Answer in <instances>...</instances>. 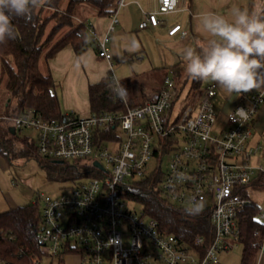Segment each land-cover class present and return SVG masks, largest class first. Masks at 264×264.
<instances>
[{
	"label": "built area",
	"instance_id": "2783aa9c",
	"mask_svg": "<svg viewBox=\"0 0 264 264\" xmlns=\"http://www.w3.org/2000/svg\"><path fill=\"white\" fill-rule=\"evenodd\" d=\"M184 2L159 0L155 11L144 13L139 28L159 27L161 17L178 12ZM124 5L125 0L117 1L104 37H96L90 28L99 57L111 64L108 78L116 87L121 82L108 44ZM179 33L187 35L179 23L167 30L170 37ZM178 88L174 79L166 77L163 87L144 104L128 106L126 112L88 117L70 112L56 119L30 108L4 117L16 131L36 132L42 156L92 167L72 184L70 192L39 197L43 217L39 240L48 264L55 259L57 264H219L222 253L240 244L238 215L253 202L242 190L255 174L249 158L260 151L250 148L249 142L264 94H242L220 122L215 104L219 89L213 82L197 101L184 100L180 108ZM123 101L128 105V92ZM238 108L248 110L247 114L235 115ZM170 152V166L164 172L161 161ZM153 158L157 166L148 171ZM158 170L163 172V195L171 201L189 207L202 202L210 207L214 239L203 254L199 248L188 249L177 235L164 231L155 218L126 199L124 188L130 181ZM258 218L264 221V212ZM204 240L198 236L195 244L202 246ZM263 251L264 243L254 264H264Z\"/></svg>",
	"mask_w": 264,
	"mask_h": 264
},
{
	"label": "trees",
	"instance_id": "16d2710c",
	"mask_svg": "<svg viewBox=\"0 0 264 264\" xmlns=\"http://www.w3.org/2000/svg\"><path fill=\"white\" fill-rule=\"evenodd\" d=\"M63 1L47 0V3L34 12L30 22L13 17L16 39L0 44V87L4 83V89L0 93L3 96V100H0V155L7 161L12 160L13 154H19L26 159L35 158L40 165L48 169L51 178L74 183L91 172L92 167L42 156L38 151L36 139L21 138L19 134L23 131L12 134L10 132L12 123L3 118L6 114L18 115L30 108L45 118H64L65 114L62 112L56 92L57 83L50 72H42L40 62L42 59L54 57L67 46L72 47L77 56H81L93 44L98 51L97 42L87 22L85 20L76 22L73 17L79 6L85 4L89 5L96 15L110 17L117 10L118 0H69L60 17L58 13L43 15L46 8L60 9ZM53 19L56 21L48 30V25ZM64 28H68L69 31L59 37V32ZM115 87L109 82L108 77L89 86L92 113L126 112L128 106L136 107L146 102L143 99L141 103L128 100L127 105L123 99L117 97L113 90ZM205 88L204 81L191 80L190 89L184 100L197 101ZM183 91L184 87L178 88L180 100ZM4 96L15 103H10L6 107ZM17 140L25 147L16 150ZM162 179L163 172L158 170L130 181L124 188L126 199L135 206H141L144 213L155 218L164 231L177 235L187 244L188 249L199 248L203 254L214 239L210 207L203 206L202 212L198 215L190 214L186 211L189 206L178 205L163 195ZM252 184L253 181L243 188L242 193L247 195V188ZM254 184L264 188V178H259ZM260 212L259 206L254 202L239 212L240 244L243 246L241 264H254L264 243V221L258 218ZM42 224V207L38 201L1 212L0 264H36L45 259L44 249L39 240ZM198 236L205 239L202 246L195 244Z\"/></svg>",
	"mask_w": 264,
	"mask_h": 264
},
{
	"label": "crops",
	"instance_id": "0c3cea01",
	"mask_svg": "<svg viewBox=\"0 0 264 264\" xmlns=\"http://www.w3.org/2000/svg\"><path fill=\"white\" fill-rule=\"evenodd\" d=\"M158 5L159 0H125V5L118 12V25L111 34L110 42L114 39L116 41L122 39L123 42H128L134 40V33H140L146 36L143 37L144 40L151 38L159 40L160 43L164 42L167 51L171 52L166 58H160L161 64H159L158 61L154 62L152 57L150 63L145 62L148 56L145 47L141 50H131L136 56L128 55L124 51L122 60H137L138 62V65L126 69V78L120 81L127 88L128 100L131 101L141 103L143 100H147L151 93L163 87L166 77L174 79L176 87H190L191 79L184 73L181 54L185 46L191 45L198 49L210 38L199 23L198 17L201 14L214 12L231 19L234 7L248 10L255 8L264 11V0H185L178 12L161 17L159 27L150 26L146 29H140L139 24L144 18V13L155 11ZM80 11L82 19L87 22L89 29H93L96 37L102 38L107 34L110 25L109 16H98L90 7H82ZM175 23L182 25L183 30L187 32L186 36L183 37L180 33L172 37L168 36L167 30ZM136 37L137 39L140 38L138 34ZM109 48L116 58L115 60H120L122 53L120 56L116 55L112 46ZM115 60H112L113 66ZM40 67L42 72H44L43 69L46 70V73L50 72L57 83L56 92L61 102L62 112L64 114L74 112L82 117H88L93 114L89 102V86L107 78L111 64L99 57L96 45L93 44L81 56H77L74 49L67 46L54 57L48 60L42 59ZM211 83L209 81L206 87ZM262 93L264 94V92ZM240 101L241 95L233 94L226 97L218 90L215 104L219 121H225L226 115ZM10 103L15 102L8 98L5 106L7 107ZM249 147L252 149L260 148L258 153L249 158V162L255 168L253 184L250 187L263 188L254 182L258 181L259 178H264V103L256 115ZM247 195L249 196L248 188ZM252 201L255 203L254 200Z\"/></svg>",
	"mask_w": 264,
	"mask_h": 264
},
{
	"label": "clouds",
	"instance_id": "9594fccd",
	"mask_svg": "<svg viewBox=\"0 0 264 264\" xmlns=\"http://www.w3.org/2000/svg\"><path fill=\"white\" fill-rule=\"evenodd\" d=\"M45 3L47 0H0V44L16 39L13 17L30 22ZM198 20L210 38L198 49L184 47L185 75L194 81L213 82L226 97L264 92V11L234 7L231 19L206 12ZM113 90L120 99L128 92L122 84ZM247 112L238 108L235 115ZM202 210L203 203L194 202L186 211L198 215Z\"/></svg>",
	"mask_w": 264,
	"mask_h": 264
},
{
	"label": "rangeland",
	"instance_id": "374dc122",
	"mask_svg": "<svg viewBox=\"0 0 264 264\" xmlns=\"http://www.w3.org/2000/svg\"><path fill=\"white\" fill-rule=\"evenodd\" d=\"M69 0H64L61 8L56 9H49L46 8L43 11V15H50L53 13H58L61 15L63 13V10H65V7ZM84 7H90L89 5H83L79 6L76 15L73 17L76 22L82 21V14L80 9ZM91 8V7H90ZM81 16V17H80ZM56 20L50 21L48 25V30L50 29L51 25L54 24ZM118 25V24H117ZM69 31L68 28H64L59 32V37L62 36L64 33ZM139 35L140 38L137 39L136 35ZM135 38L132 41L123 42L122 39L119 41L113 40L108 44V46H112L113 51L116 53V55H121L120 60H115L113 53V59L115 60L114 63V69L115 74L119 81L124 80L126 78V69L130 68L131 66L134 67L135 65H138L137 60L129 61V60H122L124 51L128 53V55L132 54L134 55V52L131 50L136 51L137 49L141 50L143 47L147 50V58L146 63H150L151 57L153 58L154 62H159L161 64L160 58H166L168 54H170L167 51V48L164 46V42H161L159 40L155 39H146L144 40L142 34L140 33H134ZM91 39V38H90ZM136 56V55H134ZM146 56V55H145ZM152 60V59H151ZM144 62V61H143ZM140 65V64H139ZM1 68V63H0ZM46 73V70L43 69ZM110 73V72H109ZM209 81H204V83L207 85ZM4 89V83L1 84L0 87V93H2V90ZM190 87H184L182 100H179L177 103V107H181V104L183 103V100L188 94ZM3 95V94H2ZM3 96L0 94V100ZM7 96H4V104L7 103ZM3 100V99H2ZM140 103V102H139ZM137 103V105L139 104ZM7 117L8 114L4 115V117ZM19 136L21 138H30V139H36V132L34 130H25L23 132H20ZM25 147L23 143L20 141L15 142V149L19 150ZM172 159V152L165 154L163 157V161H161L162 169L164 172L168 171L170 162ZM157 166V159L153 158L148 165V171L153 170L154 167ZM140 179L139 177H136L135 180ZM73 182L72 181H60L55 180L49 176L48 169L40 165L37 159L31 158L26 159L25 157H21L19 154H13L12 160L7 161L5 157L0 155V213L4 212L6 210H9L11 208H16L18 206L26 205L30 202H36L38 201L40 205H42V199H40V195H50V196H59L63 193L70 192ZM248 194L249 197L255 201V203L259 206L260 210L264 212V188H253L248 187ZM136 209L138 211H141V206H136ZM242 252H243V246L242 244L237 245L235 249H233L230 252L222 253L220 255V263L219 264H241L242 259ZM264 253V251H263ZM44 264H48V259H43ZM57 259L53 261V264H57ZM72 262V261H71ZM74 263H76L75 260H73Z\"/></svg>",
	"mask_w": 264,
	"mask_h": 264
},
{
	"label": "water",
	"instance_id": "95a60500",
	"mask_svg": "<svg viewBox=\"0 0 264 264\" xmlns=\"http://www.w3.org/2000/svg\"><path fill=\"white\" fill-rule=\"evenodd\" d=\"M10 132H11L12 134H15V133H16V129H15L14 127H11V128H10ZM95 165L98 166V167L101 166L99 162H95Z\"/></svg>",
	"mask_w": 264,
	"mask_h": 264
}]
</instances>
